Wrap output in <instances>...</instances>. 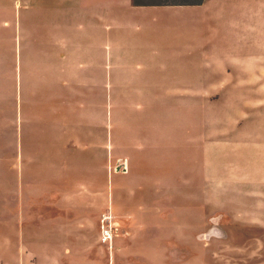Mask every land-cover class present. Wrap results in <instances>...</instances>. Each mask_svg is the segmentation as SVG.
<instances>
[{
	"label": "rangeland",
	"instance_id": "rangeland-1",
	"mask_svg": "<svg viewBox=\"0 0 264 264\" xmlns=\"http://www.w3.org/2000/svg\"><path fill=\"white\" fill-rule=\"evenodd\" d=\"M74 5L0 0V58L17 60L0 62V264H264V63L109 59L107 97L57 98L86 70L54 64L72 55ZM52 23L66 31L52 38ZM110 28L108 44L151 48L146 23L141 35ZM129 87L186 89L109 95ZM51 97L75 114L89 105V126L61 120Z\"/></svg>",
	"mask_w": 264,
	"mask_h": 264
},
{
	"label": "crops",
	"instance_id": "crops-1",
	"mask_svg": "<svg viewBox=\"0 0 264 264\" xmlns=\"http://www.w3.org/2000/svg\"><path fill=\"white\" fill-rule=\"evenodd\" d=\"M74 1L75 5L69 15V22L74 28L70 30L71 34L68 33V37L72 39L68 46L69 50H72V55L60 57V61L54 64H71L79 68L83 66L86 70L82 74L71 75L69 81L65 82L67 87L64 92L57 98L107 97L106 68L109 59L120 63L121 60L127 63L141 59L153 62L163 60L159 64L169 65L174 69L184 65L193 67L264 63L258 60L264 59L262 56L264 55V0H205L198 6L147 7H134L131 0ZM123 10L134 16L125 21H118L117 19L123 15ZM108 15L115 18H110ZM137 15L145 16L146 19L139 21ZM144 23L147 24V41L151 43L149 45L151 48L146 53L142 50L143 46H139L143 42L140 36L134 40L136 45L127 46L124 41L108 44V39L112 36L118 37L117 33H112L117 30L110 28L113 25L121 29L125 27L127 31L131 26V33L141 35ZM45 27L52 38H57L65 30L61 27L56 29L53 23L49 25L50 30L47 24ZM54 43L55 47L51 55H57L55 51L58 46L57 39ZM40 56L39 54L38 58ZM16 61L11 57L0 58V62L5 64H14ZM101 71L104 73L103 78L100 77ZM57 84L61 85V82L57 81ZM185 89L166 87L161 94L152 92L141 94L138 88L129 87L121 95L118 89L112 90L115 91L114 93L110 90L109 95L133 98L178 96L184 95L180 91ZM100 90L101 93L98 92ZM51 96L54 97V94L51 93ZM55 99L52 98L50 111L60 114L63 120L65 119L63 113L66 111L72 113V111L66 110L70 107L56 102ZM79 105L75 114L77 105L72 103L73 113L71 116L67 115L66 119L70 123L78 121L82 129L81 123L85 122L89 126L92 119L90 106L88 105L86 111L85 104ZM74 118L78 119L73 120ZM82 131L80 133H84V130Z\"/></svg>",
	"mask_w": 264,
	"mask_h": 264
},
{
	"label": "trees",
	"instance_id": "trees-1",
	"mask_svg": "<svg viewBox=\"0 0 264 264\" xmlns=\"http://www.w3.org/2000/svg\"><path fill=\"white\" fill-rule=\"evenodd\" d=\"M205 0H195L192 3H185V2H181L180 4H168L167 2L164 4H157V5H152V4H147L145 3V0H131V4L134 7H147V6H169V5H181V6H198V5H202L204 3Z\"/></svg>",
	"mask_w": 264,
	"mask_h": 264
},
{
	"label": "built area",
	"instance_id": "built-area-1",
	"mask_svg": "<svg viewBox=\"0 0 264 264\" xmlns=\"http://www.w3.org/2000/svg\"><path fill=\"white\" fill-rule=\"evenodd\" d=\"M109 217H104L103 222H108ZM102 231H103V237H102V241L104 243H106L110 238H111V233H112V229H108V225H104L102 226Z\"/></svg>",
	"mask_w": 264,
	"mask_h": 264
},
{
	"label": "water",
	"instance_id": "water-1",
	"mask_svg": "<svg viewBox=\"0 0 264 264\" xmlns=\"http://www.w3.org/2000/svg\"><path fill=\"white\" fill-rule=\"evenodd\" d=\"M123 167H124V165H123ZM117 171H120V167L117 168Z\"/></svg>",
	"mask_w": 264,
	"mask_h": 264
},
{
	"label": "bare ground",
	"instance_id": "bare-ground-1",
	"mask_svg": "<svg viewBox=\"0 0 264 264\" xmlns=\"http://www.w3.org/2000/svg\"><path fill=\"white\" fill-rule=\"evenodd\" d=\"M126 166H128L127 164H125Z\"/></svg>",
	"mask_w": 264,
	"mask_h": 264
}]
</instances>
